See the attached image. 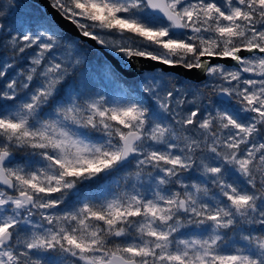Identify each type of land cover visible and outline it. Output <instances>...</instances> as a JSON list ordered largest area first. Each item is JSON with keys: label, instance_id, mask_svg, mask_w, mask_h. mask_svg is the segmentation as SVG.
Returning a JSON list of instances; mask_svg holds the SVG:
<instances>
[{"label": "rangeland", "instance_id": "obj_1", "mask_svg": "<svg viewBox=\"0 0 264 264\" xmlns=\"http://www.w3.org/2000/svg\"><path fill=\"white\" fill-rule=\"evenodd\" d=\"M4 1L34 24L40 21L26 4ZM51 1L122 62L142 55L191 67L203 56L232 57L235 48H264V0H169L186 26L197 29L183 35H171L173 27L152 16L142 0L112 1L121 22L113 28L96 22L99 3L111 1ZM2 15L0 45H19L18 54H24L20 62L28 71L20 80L16 69L20 81H5L6 90L18 95L35 123L32 129L42 150L34 183L23 180L26 161L6 166L18 179V193L0 188V264H98L112 253L140 264H264V133L258 128L264 119V54L244 57L240 69L213 64L197 86L161 71L127 79L138 80V87L131 88L143 103L123 113L127 96L114 80H107L112 88L107 92L91 68L79 69L83 52L75 42L61 53L55 48L42 53L34 48L38 35L45 37L38 27L25 43ZM63 84L71 100L57 105L51 97ZM220 90L232 94L229 104L217 98ZM240 99L262 118L238 105ZM122 114L129 117L120 126L116 115ZM82 130L89 132L88 139ZM131 130L142 138L137 156L124 165L122 143ZM1 145L6 149L9 144ZM97 153L116 158L113 168L130 171L126 186L118 183L119 192L101 204L114 212L111 218L118 225L107 227V239L115 243L109 249L94 242L99 231L86 222V212L67 205L78 193L77 179H90L80 168ZM110 173L95 178L105 180ZM22 192L35 197L34 207L25 205ZM144 198L151 204L145 216L128 220L130 214L118 212L123 202L136 204ZM8 230L14 238L2 247L1 236ZM76 237L83 246L72 240Z\"/></svg>", "mask_w": 264, "mask_h": 264}, {"label": "trees", "instance_id": "obj_2", "mask_svg": "<svg viewBox=\"0 0 264 264\" xmlns=\"http://www.w3.org/2000/svg\"><path fill=\"white\" fill-rule=\"evenodd\" d=\"M15 1L17 5H19V7L22 4H26V6L31 10H35L39 14L38 18L40 19V21H37V23L34 24V22H32L30 18L26 17L27 14H19L17 13V11L13 12V9L9 8V6L5 4L4 0H0V15L3 14L2 16H5V24L10 25L11 28H14L16 33L20 34V40H25V43H30L29 39L32 36L36 35L35 33L37 31L35 30V28L38 27V29L40 30L38 32H43L45 34V37L38 35L40 39L38 40V43L34 46V48H38V51L40 50L42 51V53L48 48H55L57 52L61 53V51L68 48L71 42H75L83 52L82 61L78 64L79 69H83L85 67L91 68V70L97 75L101 84H103V86L106 88L107 92L112 90V88L109 87L110 85L108 84L107 80H114L116 89L127 96V98H124L125 101L122 102V104L124 105V107H122L123 113L125 111H133L139 106V104H141V102L143 103V98L138 97L136 95L137 93L131 88L133 84L138 87L137 79L126 80L121 77L118 73H116L111 65L104 60L103 56L99 54V52L92 49L91 47H88L85 43L79 42L73 37L61 32L52 23V21L45 16L43 11L38 6L26 0ZM67 1H71V4L73 5H80L82 2V0ZM108 1H111V5L99 3L96 22H99L111 28L121 26L120 18L117 16V5L112 3V1L114 0ZM7 16L10 18H8ZM24 17H26L25 20ZM169 37H171V35ZM169 37L166 36L164 39H162V42L166 41ZM19 47V45L14 48L9 45H0V150L4 149L1 145L2 143H8L9 145L6 149H9L10 151L16 153L20 160L26 161L28 171L23 180L27 183H34L36 182L34 175L36 176L35 171H37L35 169L38 162L37 157L42 150L41 146L39 145L40 137H36V131H33L32 129L35 126V123L30 119L29 115L21 107L20 103H18V95L12 90H6L5 86V81L9 79L11 80L12 78V81H20L28 74V71L24 66L25 62H20V60L24 57V54H18ZM194 47L197 48L196 46ZM16 69H18L19 71L18 78L20 80L15 78ZM64 87L65 85L63 84L62 88L58 90L56 95L51 97V100H54L57 105H63V101L66 99L71 100V97H69L68 94L63 93L62 89ZM129 103H131L130 106ZM128 117L129 116H125L123 114L122 116L116 115V119L118 121L117 124L120 126L125 125L128 121ZM81 132L83 134H89V132L87 131L82 130ZM116 165V158H104L99 153L94 154L93 157L92 155H90L88 162L85 163V166L83 165L80 168V171L84 169V171L86 172V174L84 175L90 176V179L87 183H84L83 181L77 179V184L79 186L78 194H76L75 198L72 197L71 201L67 203V205L73 204L74 206L80 208L82 212L83 210L86 212L84 215L86 218V222L89 225L93 226V228H96V230L94 231H99L96 236H94V242L98 243L99 247L102 246L108 249L109 246H114L115 243L112 242L114 241L113 239L110 241L107 239L110 237V231L107 227L116 229L118 225L115 226V221H113L111 218L114 212L106 211L103 207H101V204L103 199H106L108 195L119 192V189L122 186H119L118 183L126 186L127 181H129L130 178V171L128 172V170L124 168V166H120L114 168L112 173L108 175L109 177H105V180L97 179L95 178V176L103 177L104 174L109 171L110 167ZM65 171H67L69 175L73 174V176L71 177L75 179V174L70 170V168H65ZM14 179L16 182H18V179L16 177ZM39 186L40 184H36V187ZM211 192L212 194L214 193L213 189L211 190ZM227 205L228 207H230L231 213L235 215V212L232 210L231 206H229L228 202ZM120 208L122 212H118H120L121 214H130V218L128 220H131L133 219V216L136 215L145 216L144 209L149 211V209L151 208V204L149 203L148 198H144L141 203L136 204H133L132 202H123ZM128 220L127 222H130ZM103 221L104 223L105 221H107V223L104 224ZM255 221L258 223L256 219ZM72 240H74L76 244H80L81 246H83L82 242L80 241V237L72 238ZM89 242H91L95 247L98 246V244H93V240H90ZM89 246L90 245L88 244V247Z\"/></svg>", "mask_w": 264, "mask_h": 264}, {"label": "water", "instance_id": "obj_3", "mask_svg": "<svg viewBox=\"0 0 264 264\" xmlns=\"http://www.w3.org/2000/svg\"><path fill=\"white\" fill-rule=\"evenodd\" d=\"M31 3L39 6L46 16L55 23L59 29L78 39L79 41L86 43L88 46L98 51L104 59L110 63L115 71L126 78H135L141 73L146 71H154L161 69L163 72L177 74L185 79H189L195 82H201L206 79L207 71L211 64L221 63L226 66H233V63L229 61L228 57L216 56L212 57L211 62H202L201 65L187 67L183 64H169L165 61L152 58L150 56L131 55L122 62L111 51L102 46L95 37L82 31L79 25L71 18L67 17L58 7H56L51 0H27ZM148 10L158 16L159 18L171 23L174 26L175 33H182L185 31L184 23L180 16L174 12L168 0H144ZM190 31L193 29L190 28ZM2 28L0 26V34ZM256 53L264 54V50H257ZM252 52L247 50H241V56H248ZM218 98L230 101L231 94L227 91H221L218 94ZM140 138L138 131H130L123 142L122 159L124 162L131 161L136 152L134 150V144ZM16 156L9 151H2L0 153V187L9 191L15 192V182L8 175L5 166L13 163ZM21 198L25 201L28 207H33L35 199L28 193H22ZM2 245L8 246L12 240V233L10 231L5 232L2 235ZM99 264H137L136 260H126L124 257L114 254L109 261L101 262Z\"/></svg>", "mask_w": 264, "mask_h": 264}, {"label": "flooded vegetation", "instance_id": "obj_4", "mask_svg": "<svg viewBox=\"0 0 264 264\" xmlns=\"http://www.w3.org/2000/svg\"><path fill=\"white\" fill-rule=\"evenodd\" d=\"M188 24V23H187ZM186 24V25H187ZM189 27H191V26H189ZM193 27V26H192ZM194 28V27H193ZM194 29H196V28H194ZM195 32H197V29L196 30H194ZM242 61H243V58H242ZM238 102V105H240V106H246L247 107V110H248V112H249V114L250 115H252V116H254V118H258L259 116H261V118H262V115H260L259 113H256V112H253L249 107H248V105L243 101V100H239V101H237ZM258 128H259V131L263 134L264 133V119L262 118V120L259 122V124H258Z\"/></svg>", "mask_w": 264, "mask_h": 264}]
</instances>
